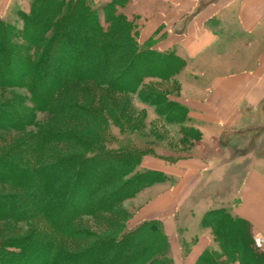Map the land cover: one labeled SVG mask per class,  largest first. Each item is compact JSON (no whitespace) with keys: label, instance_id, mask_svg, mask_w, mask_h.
Returning <instances> with one entry per match:
<instances>
[{"label":"trees","instance_id":"16d2710c","mask_svg":"<svg viewBox=\"0 0 264 264\" xmlns=\"http://www.w3.org/2000/svg\"><path fill=\"white\" fill-rule=\"evenodd\" d=\"M65 1L34 0L30 12L21 14L26 50L11 45V29L0 22L5 66L0 87H25L29 93L7 104L19 121L13 124L8 117V124L0 125L8 135H23L16 145L0 147V165L9 167L5 174L10 176L0 185L13 190L0 194V264H22L15 261L18 256L29 257L28 264L37 259L39 264H171L161 224L149 221L128 229L124 206L139 190L168 179L161 172L137 171L140 148L118 141L110 128L121 135L133 131V125L126 126L133 119V96L164 121L182 122L186 108L144 81L173 83L185 62L140 47L133 20L121 12L127 0L101 6L104 26L90 3L67 7ZM144 61L147 71L139 67ZM35 112L49 120L35 122ZM28 126L35 131H26ZM151 176L160 180L148 185ZM36 219L43 221V230L16 236L22 224ZM84 222H91L92 230L82 227ZM201 227L211 228L220 253L204 249L193 264H264V249L254 247L251 227L227 210L207 212ZM137 236L144 237L133 246ZM58 239L76 245L69 249Z\"/></svg>","mask_w":264,"mask_h":264},{"label":"crops","instance_id":"0c3cea01","mask_svg":"<svg viewBox=\"0 0 264 264\" xmlns=\"http://www.w3.org/2000/svg\"><path fill=\"white\" fill-rule=\"evenodd\" d=\"M8 2L0 0V14ZM121 12L136 20L140 47L185 62L170 97L200 133L194 155L173 166L143 160V169L168 180L147 189L154 195L136 218L162 222L173 257L180 258V246L192 239L185 263L193 264L206 240L189 227L227 207V200L215 204L206 195L223 181V170L236 168L229 193L237 202L228 212L264 239V0H127ZM238 142L245 147L232 149Z\"/></svg>","mask_w":264,"mask_h":264},{"label":"rangeland","instance_id":"374dc122","mask_svg":"<svg viewBox=\"0 0 264 264\" xmlns=\"http://www.w3.org/2000/svg\"><path fill=\"white\" fill-rule=\"evenodd\" d=\"M78 1V2H77ZM80 0H66V5L67 7L69 4H78ZM88 3H90L93 7V10H96L95 12H99V18H100V23L104 26L103 22V15L101 6L104 4H107L109 1L107 0H84ZM34 0H9V2L6 4L5 10L0 14V22L8 24V27L11 29V34H10V43L11 45H14L15 47L21 48V49H28L30 48L28 44L26 43L25 39H23L20 36V31L23 28V22L21 19V14L28 13L31 10V6L33 5ZM80 12V10H77ZM133 20V24L135 25L134 31L137 32V26L134 19H129ZM7 29V28H6ZM5 29V30H6ZM4 30L2 29V37L9 39V31L8 32H3ZM35 36L37 35V32L35 31ZM146 62L144 61L141 63L139 67L143 71L149 70V68L146 67ZM5 69V66L0 63V74H3V70ZM19 78V77H18ZM21 79V77H20ZM19 79V80H20ZM146 85L150 88H155L158 90H162L168 94H174L177 92L179 89L178 83L174 81L173 83H161V82H156L155 80H146L144 81ZM28 91L24 87H19V88H2L0 87V107H1V113H0V125L3 123L8 124L7 121L9 118H12V120L8 122H12L13 124L18 122L17 117L13 113L12 109H8L7 104L15 101L16 98H23L25 99L28 98ZM127 96L123 97L126 98ZM122 98V99H123ZM130 98V103L133 106V119L129 120L127 122V127L131 128V125H133V131L132 132H124L122 135L119 134V131L111 127L110 128V133L114 136L115 139L118 141H131L133 143V148H140L139 150L141 153H143V156L141 157V163L138 168H136L137 171H145V169L142 168V163L145 158H156L160 160L164 165L167 166H173L175 165L180 159L183 158H188L194 155L193 152V147L195 143L198 142L196 140L197 136L200 135V133L192 126V124L189 122V118L187 115H185V118L183 119L182 122H178L177 120H173L175 123H170L169 121H164L162 118L157 116L153 110V108L148 107L146 105L140 104L137 101V98L135 96L129 97ZM121 99V101H122ZM25 106L33 110V107L31 106L30 103L25 100ZM3 106V107H2ZM20 106V105H18ZM34 111V110H33ZM35 122H47L49 120V116L46 113H40V112H35ZM9 117V118H8ZM8 120H4L7 119ZM181 120V119H179ZM178 122V123H177ZM177 123V124H176ZM36 127L28 126L25 128L26 131L34 132ZM26 134V133H25ZM23 138V135H18L16 133L10 132L9 135L7 132L0 131V147H3L6 149L9 146L16 145L15 141H20V139ZM242 142V141H240ZM245 147L244 144H241L238 142V144H234L232 149L236 147ZM9 170V167L0 165V179H10V176L5 174ZM6 171V172H5ZM150 171V170H149ZM159 172V171H155ZM236 173V168L230 170H223L220 173L219 179L223 180L222 182L218 183L215 185L212 190L207 192V197L211 199V201H214L215 204L219 203L220 200L224 201L227 200V207L222 206L223 208H218L216 210H227L232 212V207L236 205L237 202V195L236 193L233 194V197L230 198V193L229 191L231 190V187L233 185L232 179L236 180L235 176L232 178V175H235ZM152 179L148 181V185L153 184L152 181H157L160 180V177L157 176H151ZM219 180V181H220ZM172 183V181L170 182ZM154 186V185H152ZM150 186V187H152ZM149 187V188H150ZM149 188H144L138 191V193L133 195V199L125 203V210L127 212V219L128 223L126 227L128 229L133 230L137 228L140 224L143 222H149V221H156L159 222L162 226V222L157 219H148V220H139L137 219V213L140 210V207L144 205L146 202H148L151 197L154 194L147 193V189ZM13 190L11 188L6 187V186H1L0 185V194L1 195H8L12 194ZM204 214L201 217H197L198 222L197 224H192L189 227L190 234H202L206 240V248L209 249L212 252L220 253L218 244L215 242L213 232L211 228H206V227H201V220L203 218ZM236 217V216H235ZM130 219V220H129ZM4 224H0V232L3 230ZM43 221L36 219L33 221L31 224L24 225L22 224L21 231H17L15 234L18 238H23L29 234L32 230H43ZM91 225V222H84L81 224L82 227H88ZM233 228V226H232ZM92 230V229H89ZM163 230V228H162ZM234 231V229H233ZM164 232V231H163ZM182 235H185L184 231H180ZM165 234V233H164ZM196 234V235H197ZM141 235V234H140ZM188 234V236H191ZM232 235H236L235 232ZM15 237L13 235H8ZM258 237L259 235H253L252 236V242L254 247L257 250H262L264 249V239L259 236L262 240L263 243L260 246H257L254 242V237ZM144 236H137L133 238V246L134 244L138 243L143 239ZM168 239V238H167ZM169 241V240H168ZM65 244L69 249H74L73 247L76 244H72L69 242L67 239H58V244ZM183 246H180L179 242L177 243L180 246V251H181V257H173L172 251H171V245L169 242V249L170 253L168 257L170 258L171 264H187L185 263L186 260V254L191 251L192 246L194 243L191 239H186ZM230 245H233L234 242L228 241ZM135 249L133 247V253H135ZM244 253H241L240 256H244ZM19 261L22 262V264H28L29 257L24 258V256H21L17 258ZM7 260V259H6ZM13 260V259H12ZM24 261V262H23ZM37 262L39 264V259H37ZM35 262L34 264H37ZM16 264V263H15ZM30 264V263H29ZM33 264V263H31ZM80 264V263H77ZM81 264H86L81 263ZM88 264V263H87ZM89 264H95L94 262H89ZM235 264H241V263H235Z\"/></svg>","mask_w":264,"mask_h":264},{"label":"built area","instance_id":"2783aa9c","mask_svg":"<svg viewBox=\"0 0 264 264\" xmlns=\"http://www.w3.org/2000/svg\"><path fill=\"white\" fill-rule=\"evenodd\" d=\"M254 242L257 246H260L263 243V240L258 236L254 237Z\"/></svg>","mask_w":264,"mask_h":264}]
</instances>
